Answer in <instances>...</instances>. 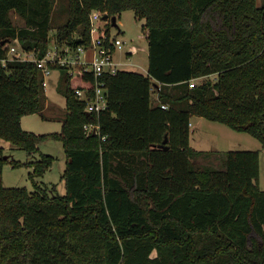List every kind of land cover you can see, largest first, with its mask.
Instances as JSON below:
<instances>
[{
  "label": "trees",
  "instance_id": "1",
  "mask_svg": "<svg viewBox=\"0 0 264 264\" xmlns=\"http://www.w3.org/2000/svg\"><path fill=\"white\" fill-rule=\"evenodd\" d=\"M94 9H133L144 20L148 72L106 75L108 107L88 112L75 90H91L92 73L53 66L66 114L60 132L40 134L21 119L47 107L41 69L0 61V137L29 154L60 140L66 155L65 193L51 195L37 178L53 155L11 160L33 168L34 189L9 187L0 146V264H264L259 150L191 144V119L201 116L264 146V0H0V58L15 39L43 57L52 27L59 44L88 45ZM57 12L65 18L54 26Z\"/></svg>",
  "mask_w": 264,
  "mask_h": 264
},
{
  "label": "rangeland",
  "instance_id": "2",
  "mask_svg": "<svg viewBox=\"0 0 264 264\" xmlns=\"http://www.w3.org/2000/svg\"><path fill=\"white\" fill-rule=\"evenodd\" d=\"M12 17L14 23L19 26L24 25V20L15 12L12 13ZM64 18L65 16L62 13L57 12L54 17V26L61 23ZM117 24L112 25L110 29L114 36L118 35L124 41V47L117 49L115 52V59L120 61L119 67L147 73L149 45L146 30L143 27L144 20L137 17L133 9H127L119 14ZM56 33L57 28L52 27L49 33L51 38L50 45L57 41ZM50 76L46 90L47 107L42 112L26 114L22 117L21 124L25 130L40 134L60 132L62 130L66 114V99L61 71L55 68ZM211 78H214V75ZM192 122L191 144L198 150H259V185L264 190V146L258 138L247 131H239L222 122L213 121L205 117L193 116ZM0 146L3 147L4 155L8 160L3 167L1 177L5 186L27 187L33 190L34 183L30 177V172L33 168L27 165L13 167L10 161H35L41 158V153H46L53 155L55 161L43 176L37 178V183L47 188L51 195L65 193L66 186L63 173L66 167V155L60 140L47 139L42 141L38 145L39 149L31 154L1 137ZM198 162L205 163L208 161L199 157Z\"/></svg>",
  "mask_w": 264,
  "mask_h": 264
},
{
  "label": "built area",
  "instance_id": "3",
  "mask_svg": "<svg viewBox=\"0 0 264 264\" xmlns=\"http://www.w3.org/2000/svg\"><path fill=\"white\" fill-rule=\"evenodd\" d=\"M104 14L94 9L90 12L91 22V38L88 45H79L73 48L67 44L60 45L57 41L50 45L46 54L43 57H37L34 50H25L22 48L18 39L9 41L5 44L7 49L6 56L0 58L3 65H6L8 60H27L35 61L41 69L45 88L48 85V78L52 74L53 66L57 64H67L73 68H82L85 71L91 72L93 75V86L91 90L77 88L75 91L79 99L85 102V107L88 112H99L108 107L107 99V83L105 76L108 74H116L121 67L120 61L115 59L117 49L124 47L123 39L118 35L109 36L107 26L112 24V17L104 18ZM194 86V81L190 83ZM166 108V104H162ZM84 128L87 134L99 133L100 126L96 123H86ZM105 140L106 136H102Z\"/></svg>",
  "mask_w": 264,
  "mask_h": 264
},
{
  "label": "water",
  "instance_id": "4",
  "mask_svg": "<svg viewBox=\"0 0 264 264\" xmlns=\"http://www.w3.org/2000/svg\"><path fill=\"white\" fill-rule=\"evenodd\" d=\"M108 16L107 15H105L104 16V18H107ZM112 23H113V25H118L117 24V16H113L112 17ZM80 40V38L78 39V41ZM4 43V42H3ZM165 142H166V140H165Z\"/></svg>",
  "mask_w": 264,
  "mask_h": 264
},
{
  "label": "crops",
  "instance_id": "5",
  "mask_svg": "<svg viewBox=\"0 0 264 264\" xmlns=\"http://www.w3.org/2000/svg\"><path fill=\"white\" fill-rule=\"evenodd\" d=\"M50 77H51V76H49V78H48L49 81H50ZM46 90H47V88H46ZM154 96H155V98H154ZM154 96H153V100H154V102H155V101L157 100V98H158L157 93H156ZM47 104H48V103H47ZM200 117H201V116H200ZM192 124H193V122H192V119H191V125H192ZM12 166H13V165H12Z\"/></svg>",
  "mask_w": 264,
  "mask_h": 264
}]
</instances>
